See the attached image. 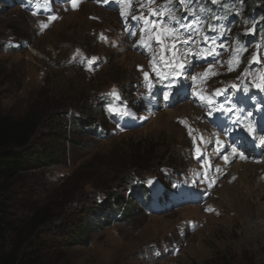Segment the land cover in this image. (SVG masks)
<instances>
[{
    "label": "rangeland",
    "instance_id": "374dc122",
    "mask_svg": "<svg viewBox=\"0 0 264 264\" xmlns=\"http://www.w3.org/2000/svg\"><path fill=\"white\" fill-rule=\"evenodd\" d=\"M239 1L213 15L207 6H215L198 0H77L75 7L71 0H0V113L21 119L35 112L44 124L39 139L54 130L50 122L62 107L57 124L70 132L59 147L63 163L34 173L40 199L65 206L82 192L88 199L116 192L128 200V177L154 198L169 196L150 213L134 207L88 247L59 253L65 264H264V152L254 153L260 144L246 151L243 136L230 131L231 113L241 110L244 119L251 106L259 115L264 29L255 26L251 2ZM161 8L160 16L150 15ZM141 15L159 23L132 19ZM173 27L179 39L168 31ZM199 48L202 58L195 57ZM173 53L184 65L177 80L160 59ZM114 88L119 99L108 95ZM110 105L134 115L110 112ZM74 117L101 135L74 128ZM237 128L249 133L246 125Z\"/></svg>",
    "mask_w": 264,
    "mask_h": 264
},
{
    "label": "trees",
    "instance_id": "16d2710c",
    "mask_svg": "<svg viewBox=\"0 0 264 264\" xmlns=\"http://www.w3.org/2000/svg\"><path fill=\"white\" fill-rule=\"evenodd\" d=\"M249 1L258 18V27H263L258 28L261 31L264 29V0ZM225 2L237 4L240 1L223 0L222 3ZM61 111L62 107L55 108L50 122L54 130L49 128L53 131L39 139L36 135L44 124L35 112L21 119L0 113V264H65L59 253L88 247L94 234L116 222L126 221L139 206L147 213L152 209L151 189L129 177L122 179L130 189L128 200L120 198L116 192L105 199L99 192L90 194V199L82 192L65 206L50 205L49 200L40 199V184L34 181V173L63 163L59 147L70 134L68 124H57ZM70 121L74 128L77 126L96 137L101 135L90 129L91 124L87 125L83 118L74 117ZM134 193H137L136 198H133ZM166 195L164 191L158 201H167L169 196ZM55 252L57 255L52 260Z\"/></svg>",
    "mask_w": 264,
    "mask_h": 264
},
{
    "label": "snow or ice",
    "instance_id": "6c2138e0",
    "mask_svg": "<svg viewBox=\"0 0 264 264\" xmlns=\"http://www.w3.org/2000/svg\"><path fill=\"white\" fill-rule=\"evenodd\" d=\"M117 2L120 3V4H128V5L131 4V0H117ZM179 2L181 4V6H183L184 0H179ZM71 3L75 7L76 4H77V0H71ZM149 3H155V0H149ZM169 3H171V0H169ZM141 6L143 7V5H141ZM164 11H165L164 8H161L159 10H157V9H150L149 10L151 16H160ZM121 15L122 16H125L126 15V13L123 11V9L121 10ZM168 18L169 19H172L177 24L179 23V21L176 19V17L174 15H169ZM53 19H55V17H53ZM132 19L133 20H142L145 25H150L152 27H155V25L157 23H159V21H154V20H151V19H146L143 15H141V16H132ZM184 27L192 28L194 26L193 25H185ZM143 30L144 29H142V31ZM168 31L172 32V34L175 37V39H179L180 38L178 32L176 31V29L174 27L168 29ZM197 31H198V29H197ZM250 31L254 32L255 31V28L253 27V29H251ZM131 34L132 35H135V33H131ZM101 39L107 40V38L104 37L103 34H101ZM203 39L207 40L208 37H204ZM141 43H143V41H141ZM183 43L187 44V43H189V40L188 39H184L183 40ZM212 43L215 44V40H213ZM174 46L175 45L173 44V47ZM77 51L79 53V50H77ZM189 52H190V49H189ZM180 55H183V53H181ZM96 59H97L96 57H92L91 58V61H95ZM160 59H161V61L164 62L165 67H168V68H170L172 70L169 75L175 74V75L178 76V75L181 74L180 72L177 71V68L183 69L184 68V65L180 62V59H179V57L177 56L176 53H173V58H172V61L171 62H168L167 60H165L164 57H161ZM150 63H152V62H150ZM141 70H143L142 67H141ZM152 70L154 72H157V75H160L162 78H164V79H167L168 78V75H163L162 73H160V72L157 71L155 63H152ZM229 70H231V68ZM144 77H145V81H146L147 85L149 87H151V82H150V79H149V73L148 72H144ZM233 87H235V85H233ZM220 91L221 90H219V89L217 90L218 93ZM108 95L109 96H112V97H114L116 99H119V93H117V91L115 90V88ZM201 98L202 99H208V102L209 103H212L211 99H209V98H206V97H201ZM220 110H223V111H232L231 108H229V109H220ZM109 111L110 112H115L116 114L121 115V116H132V115H134V113H132L126 107H124V108H117V107H115L113 105H110L109 106ZM248 131L250 133L253 131V129L251 128V126H249ZM190 134H191V130H190ZM201 139H203V138L201 137ZM217 143H221V141H217ZM260 143L262 145H264V140H261ZM232 152L235 154L237 152V149L236 148H233L232 149ZM224 159L227 160V156H225Z\"/></svg>",
    "mask_w": 264,
    "mask_h": 264
},
{
    "label": "bare ground",
    "instance_id": "6f19581e",
    "mask_svg": "<svg viewBox=\"0 0 264 264\" xmlns=\"http://www.w3.org/2000/svg\"><path fill=\"white\" fill-rule=\"evenodd\" d=\"M243 145H245V143H243ZM248 164V163H247ZM244 165V164H243ZM242 166V165H241Z\"/></svg>",
    "mask_w": 264,
    "mask_h": 264
}]
</instances>
